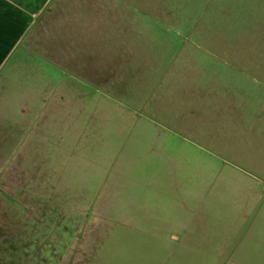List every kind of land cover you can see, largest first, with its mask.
Listing matches in <instances>:
<instances>
[{
	"label": "rangeland",
	"instance_id": "1",
	"mask_svg": "<svg viewBox=\"0 0 264 264\" xmlns=\"http://www.w3.org/2000/svg\"><path fill=\"white\" fill-rule=\"evenodd\" d=\"M57 8L81 44L0 81V264H264L248 141L205 97L264 89V0Z\"/></svg>",
	"mask_w": 264,
	"mask_h": 264
},
{
	"label": "crops",
	"instance_id": "2",
	"mask_svg": "<svg viewBox=\"0 0 264 264\" xmlns=\"http://www.w3.org/2000/svg\"><path fill=\"white\" fill-rule=\"evenodd\" d=\"M63 1L0 0V81L6 80L8 65L20 50L28 53L32 51L31 47L34 45L81 44V29L77 24L79 19L76 22L74 20L78 16L71 15L72 22H67L64 20L66 12L57 8ZM234 78L232 76L228 80V85L230 88L238 89L240 81ZM226 91L227 93L212 92L205 97L209 98L208 104L214 103L218 106L217 110L221 112L216 111V114H223L218 118V124L222 127L227 123V126L236 129L234 138L238 140H234L235 144L239 142L246 147L245 141H248V152L241 153L239 157L253 172L247 176L252 182V189L256 188L253 193L260 199L264 195V89ZM213 109L211 107L210 111ZM19 113L24 114L27 111ZM29 124L28 121L25 122V129ZM262 205L263 203L259 204L256 201L251 207V210L255 211L254 217H259ZM254 217H251V220L257 222ZM242 230L236 235L238 237L235 241L238 243L243 236ZM232 263L236 261L233 260Z\"/></svg>",
	"mask_w": 264,
	"mask_h": 264
},
{
	"label": "trees",
	"instance_id": "3",
	"mask_svg": "<svg viewBox=\"0 0 264 264\" xmlns=\"http://www.w3.org/2000/svg\"><path fill=\"white\" fill-rule=\"evenodd\" d=\"M82 38V37H81ZM48 45H36L35 47L40 48V49H45L47 48ZM92 210V209H91ZM93 213H96V210H92ZM105 218H100V221H104ZM94 221V220H93ZM94 223V222H93Z\"/></svg>",
	"mask_w": 264,
	"mask_h": 264
}]
</instances>
